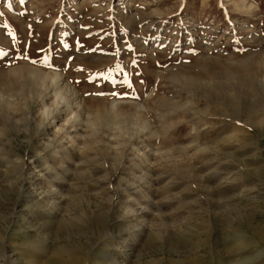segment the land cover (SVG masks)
Instances as JSON below:
<instances>
[{
  "label": "rangeland",
  "instance_id": "rangeland-1",
  "mask_svg": "<svg viewBox=\"0 0 264 264\" xmlns=\"http://www.w3.org/2000/svg\"><path fill=\"white\" fill-rule=\"evenodd\" d=\"M0 264H264V0H0Z\"/></svg>",
  "mask_w": 264,
  "mask_h": 264
},
{
  "label": "bare ground",
  "instance_id": "bare-ground-1",
  "mask_svg": "<svg viewBox=\"0 0 264 264\" xmlns=\"http://www.w3.org/2000/svg\"><path fill=\"white\" fill-rule=\"evenodd\" d=\"M132 5V4H131ZM37 74V73H36ZM48 78V82H50L49 84H50V86L52 87V92H51V94H52V97H53V102L52 103H50V105L49 106H47V107H45L46 105H45V103L43 104V107H44V109H43V113L44 114H46V116H48V115H51V121H50V124L51 125H53L54 123H55V121H56V118H58V117H56V116H52V110H53V108H56V110H57V108L59 107V106H64V109L65 110H67V109H69V108H71V106L73 105V104H71L70 103V99L69 100H67L66 98H64V96H66L65 94L66 93H68V91H70L69 89H68V86H67V83H65L64 81H63V79H62V77H61V74L60 73H53L52 75H49V76H43V78H42V80H43V83H44V81L46 80ZM47 81V80H46ZM47 83V82H46ZM42 88V87H41ZM66 99V100H65ZM73 103H75V102H73ZM77 103V102H76ZM51 105H53L52 106V108L50 107ZM76 106H77V109L76 110H78V112H79V105L78 104H76ZM60 110V109H59ZM64 110V111H65ZM75 110V111H76ZM74 111V112H75ZM73 112V113H74ZM78 112H76V114H74V117L72 118L75 122H77L76 120L77 119H80L79 118V115H77V114H79ZM81 112V111H80ZM72 113V112H71ZM61 114V113H60ZM73 115V114H72ZM59 119V118H58ZM49 124V125H50ZM66 126V125H65ZM57 130L58 131H64V133H67V131H66V127H64L62 124H59V125H57ZM68 130V129H67ZM56 132V131H55ZM57 134V133H56ZM59 134H61V133H59ZM58 136V135H57ZM67 136V135H66ZM65 136V137H66ZM69 136V135H68ZM63 137H64V135H63ZM57 140V139H56ZM61 140V139H60ZM65 140H66V138H65ZM48 141H49V139H48ZM52 141V140H51ZM63 141V140H62ZM72 141H74L75 142V140L74 139H72ZM59 142V141H58ZM66 143V142H65ZM63 144V143H62ZM82 144V143H81ZM54 145V144H53ZM59 145V144H58ZM60 145H61V142H60ZM83 145V144H82ZM45 146H46V144H45ZM56 146V145H55ZM62 146V145H61ZM46 166V165H45ZM56 171V170H55ZM53 172V171H52ZM63 172V171H62ZM55 173V172H54ZM252 189V188H251ZM43 191V190H42ZM249 191V190H248ZM55 192V191H54ZM53 193V192H52ZM239 196V195H238Z\"/></svg>",
  "mask_w": 264,
  "mask_h": 264
},
{
  "label": "snow or ice",
  "instance_id": "snow-or-ice-1",
  "mask_svg": "<svg viewBox=\"0 0 264 264\" xmlns=\"http://www.w3.org/2000/svg\"><path fill=\"white\" fill-rule=\"evenodd\" d=\"M33 63H36V61H32ZM82 70V69H81ZM127 82V81H126ZM129 83V87H131V84H130V82H128Z\"/></svg>",
  "mask_w": 264,
  "mask_h": 264
}]
</instances>
